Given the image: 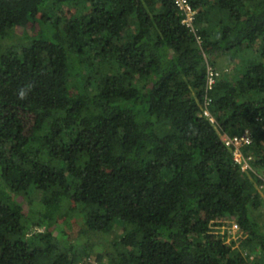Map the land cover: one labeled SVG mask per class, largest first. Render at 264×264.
I'll return each mask as SVG.
<instances>
[{
	"label": "trees",
	"instance_id": "obj_1",
	"mask_svg": "<svg viewBox=\"0 0 264 264\" xmlns=\"http://www.w3.org/2000/svg\"><path fill=\"white\" fill-rule=\"evenodd\" d=\"M188 1L0 0V264H264V0Z\"/></svg>",
	"mask_w": 264,
	"mask_h": 264
},
{
	"label": "built area",
	"instance_id": "obj_2",
	"mask_svg": "<svg viewBox=\"0 0 264 264\" xmlns=\"http://www.w3.org/2000/svg\"><path fill=\"white\" fill-rule=\"evenodd\" d=\"M175 4H176V9L180 12V15L182 17L181 25L184 26L189 32H191L196 37L198 44H200L201 43L200 38L196 36V32L198 30V27L196 24V16H197L196 11L191 7L188 0H175ZM206 73H207L206 90L210 91L213 89L217 79L220 77L219 71L213 68L207 67ZM205 103L206 104L210 103V99L207 98L205 100ZM203 115L209 118L210 122H214V120L210 116V113L206 107L203 111ZM223 141H224L225 146L230 148L232 159L234 163L239 166V169L241 172L254 171L250 164V161L252 160V158L246 157L241 151V148L244 145L249 144L250 142L247 136L245 135L234 136V137L225 136L223 138ZM259 180H261V183H260V186L258 187V190L264 193V173L261 174ZM263 211H264V205H263ZM77 264H99V263L92 259H88L87 262L80 261Z\"/></svg>",
	"mask_w": 264,
	"mask_h": 264
},
{
	"label": "rangeland",
	"instance_id": "obj_3",
	"mask_svg": "<svg viewBox=\"0 0 264 264\" xmlns=\"http://www.w3.org/2000/svg\"><path fill=\"white\" fill-rule=\"evenodd\" d=\"M21 32V30H20ZM230 57L228 54L225 55H221V56H217L215 58L216 60V70L219 71V76L220 79H225L226 78H230V79H235L236 77H240L239 73H240V63L238 58H233L230 60ZM30 198L33 201V205H36L38 200H39V193H34L33 195L30 196ZM35 228L31 229V232L34 233L35 232ZM43 230V229H42ZM238 239V237L236 236L234 238V240ZM66 246H68V244L66 243ZM82 249L81 248H77V253H81ZM245 253V252H243ZM85 258V257H84ZM253 258L256 259L255 255L252 256L250 258V260H253Z\"/></svg>",
	"mask_w": 264,
	"mask_h": 264
},
{
	"label": "clouds",
	"instance_id": "obj_4",
	"mask_svg": "<svg viewBox=\"0 0 264 264\" xmlns=\"http://www.w3.org/2000/svg\"><path fill=\"white\" fill-rule=\"evenodd\" d=\"M196 24H198L197 22H196ZM198 27V26H197ZM24 92H21V98H23L24 97ZM209 120V119H208ZM209 122H210V120H209ZM212 123V122H211ZM243 135H245V136H247L248 138H249V135H248V133H245V134H243ZM224 138V137H223ZM249 140H250V138H249ZM245 146V145H244Z\"/></svg>",
	"mask_w": 264,
	"mask_h": 264
}]
</instances>
